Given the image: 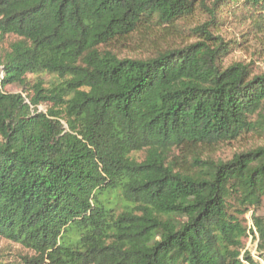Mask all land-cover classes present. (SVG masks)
<instances>
[{
	"label": "trees",
	"instance_id": "obj_1",
	"mask_svg": "<svg viewBox=\"0 0 264 264\" xmlns=\"http://www.w3.org/2000/svg\"><path fill=\"white\" fill-rule=\"evenodd\" d=\"M194 1L0 0V238L26 264H264V147L215 158L264 138V74L223 66ZM206 14L263 28L264 0Z\"/></svg>",
	"mask_w": 264,
	"mask_h": 264
},
{
	"label": "rangeland",
	"instance_id": "obj_2",
	"mask_svg": "<svg viewBox=\"0 0 264 264\" xmlns=\"http://www.w3.org/2000/svg\"><path fill=\"white\" fill-rule=\"evenodd\" d=\"M213 0H195V10L192 19L189 22L191 27L198 26L204 27L203 37L207 35L214 38L212 42H226L228 46L225 48V54L221 58L223 66H230L232 64H240L246 67L251 76L264 74V27H259L255 24L253 18L246 15L233 16L224 22H211L206 14L207 9L210 7ZM14 36H0V54L3 49L7 48L8 44L14 42ZM172 42L173 38L170 39ZM175 40V39H174ZM191 41H201L200 38L194 36ZM117 54L123 58H130L132 56L143 55L144 52L140 50L135 51L132 45L119 47L116 49ZM41 80L44 83V88L48 87L50 83L56 79L54 76L46 73L27 76L28 85H33L36 81ZM6 91L11 94L21 93L19 89L13 86L6 87ZM26 97L25 94H22ZM46 107L41 105L38 111L45 112ZM253 146L264 147V138L248 140L242 143L232 144L229 147L222 149L215 155V158L228 160L232 157L233 153L247 150ZM134 157L141 158V154H134ZM255 217L264 220V199L258 210L254 213ZM246 226L252 229L255 238L249 236L244 241L245 251L249 252L254 259H257L258 240L256 231L252 225L251 212L246 216ZM34 254L14 244L6 239L0 238V262L8 264H26V258H31Z\"/></svg>",
	"mask_w": 264,
	"mask_h": 264
}]
</instances>
